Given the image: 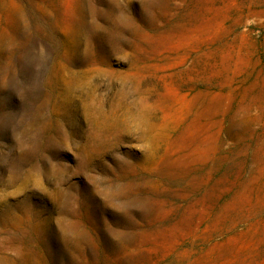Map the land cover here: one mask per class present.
Here are the masks:
<instances>
[{
	"label": "rangeland",
	"instance_id": "obj_1",
	"mask_svg": "<svg viewBox=\"0 0 264 264\" xmlns=\"http://www.w3.org/2000/svg\"><path fill=\"white\" fill-rule=\"evenodd\" d=\"M0 264H264V0H0Z\"/></svg>",
	"mask_w": 264,
	"mask_h": 264
}]
</instances>
